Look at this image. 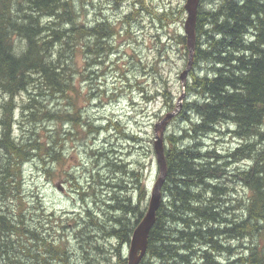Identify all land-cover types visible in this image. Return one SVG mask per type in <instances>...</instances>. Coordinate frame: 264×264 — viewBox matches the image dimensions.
Listing matches in <instances>:
<instances>
[{
  "label": "trees",
  "instance_id": "trees-1",
  "mask_svg": "<svg viewBox=\"0 0 264 264\" xmlns=\"http://www.w3.org/2000/svg\"><path fill=\"white\" fill-rule=\"evenodd\" d=\"M85 7L86 0H0V264H128L126 246L148 211L145 165L132 168L104 149L91 154L110 189L71 227L78 256L69 236L57 239L53 224L62 220L44 211L36 222L24 195L26 165L52 163L44 171L59 166L74 180L65 170L66 137L86 143L108 129L85 115L92 95L81 80L92 56L115 54L124 22L89 25ZM173 10L160 7L153 19L167 27L171 14L186 13ZM175 40L189 62L186 35ZM186 94L172 119L183 126L165 137L162 201L139 264H264V0H200ZM163 96L173 112L175 98ZM28 126L31 135H16ZM210 137L236 143L221 150L206 146ZM102 158L107 168L99 169Z\"/></svg>",
  "mask_w": 264,
  "mask_h": 264
},
{
  "label": "rangeland",
  "instance_id": "rangeland-1",
  "mask_svg": "<svg viewBox=\"0 0 264 264\" xmlns=\"http://www.w3.org/2000/svg\"><path fill=\"white\" fill-rule=\"evenodd\" d=\"M186 1L143 0L145 4H141L138 0H86V21L89 25L106 20L120 25L124 22L120 26L124 29L122 37L115 39L113 43L117 45L116 50H113L115 54L92 56L96 61L87 72L90 77L88 80H81L83 89L92 95L89 103H86L85 115L94 121L96 127L108 129L102 131L96 139L88 137L86 143L79 142V135L75 133L66 137L65 170H71L74 180L62 175L61 171L64 169L59 166L54 167V175L49 174L47 170L52 168V163L43 168L39 162L34 161L24 168V195L30 214L36 222L42 219L44 211L60 218L62 223L56 221L53 224L57 239L64 242L67 240L66 236H69V250L76 253V256L79 255L81 240L77 239V230L74 231L71 227L75 222H81L85 217L84 210L94 209L97 205L95 202L101 201L105 191L110 189V175L99 172L91 152L100 153L104 149L112 159L111 151H114L116 157L122 156L123 162L132 168H139L144 164L149 198L160 176L154 141L156 125L169 113L163 93L169 91L178 104L186 91L183 90L181 75L188 60L184 48L175 40L178 34H185L187 14L178 15V11L185 7ZM165 6L174 9L178 19L174 20L175 15L171 14L172 22L169 26L162 27L154 19L159 8ZM148 8L154 10L153 16ZM133 12L135 16L129 19V23L126 22V17ZM187 98L186 94L183 102ZM21 99L18 98L19 103ZM55 104L54 102L51 105L55 107ZM115 123L120 125L129 138L121 134ZM54 125L49 123L46 127L51 130ZM182 126L176 119L171 120L165 137ZM27 129L28 132L16 129V135H31L30 127ZM64 129L69 130L71 127L64 126ZM44 133L46 131L42 129V134ZM165 137L164 144L168 145ZM234 143L236 142L230 138L216 140L210 137L206 140V146L221 150L228 149ZM101 160L99 169L105 167L103 158ZM45 168L47 170L44 171ZM129 185L132 186V183L129 182ZM239 191L241 197L246 193L242 188ZM82 193H88L85 199L81 196ZM38 197L42 205H38ZM100 204L104 209L102 203ZM44 223L52 227L51 222L44 220ZM58 223L67 228L64 230L57 227ZM128 252L129 248L126 246L127 258Z\"/></svg>",
  "mask_w": 264,
  "mask_h": 264
},
{
  "label": "water",
  "instance_id": "water-1",
  "mask_svg": "<svg viewBox=\"0 0 264 264\" xmlns=\"http://www.w3.org/2000/svg\"><path fill=\"white\" fill-rule=\"evenodd\" d=\"M199 5L200 0H187L185 5V11L187 14L185 22V35L187 37V45L189 49V62L181 75L183 90L186 88L188 75L193 65V56L196 45V23ZM185 95L186 93L183 92L181 98L178 101L177 108L173 112L168 113L165 118L155 127L156 138L154 141V150L160 176L151 191L149 207L146 216L135 228L132 234L130 243L128 245V264H139L146 255L149 233L156 221V213L162 201L161 189L165 183L167 174L164 144L165 131L171 120L179 114Z\"/></svg>",
  "mask_w": 264,
  "mask_h": 264
},
{
  "label": "bare ground",
  "instance_id": "bare-ground-1",
  "mask_svg": "<svg viewBox=\"0 0 264 264\" xmlns=\"http://www.w3.org/2000/svg\"><path fill=\"white\" fill-rule=\"evenodd\" d=\"M185 90H186V88H185ZM186 92V91H185ZM179 101V100H178ZM182 104H183V102H182ZM167 163V162H166Z\"/></svg>",
  "mask_w": 264,
  "mask_h": 264
}]
</instances>
